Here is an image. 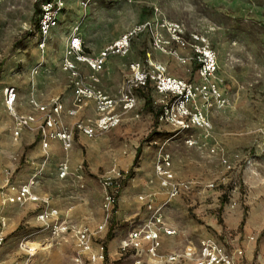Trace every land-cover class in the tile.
<instances>
[{
  "label": "rangeland",
  "instance_id": "374dc122",
  "mask_svg": "<svg viewBox=\"0 0 264 264\" xmlns=\"http://www.w3.org/2000/svg\"><path fill=\"white\" fill-rule=\"evenodd\" d=\"M81 1L66 0L59 24L40 49L35 0H0V191L10 182H26L41 169L36 187L49 197L60 219L71 227L89 226L94 239L107 244L105 264H132L130 257L120 255L119 239L145 216L139 193L152 194L157 203L165 199L153 172L162 147L170 155L175 178L186 184L163 207L165 222L178 231L174 238H164L163 246L213 236L241 247V264H264V0ZM164 20L179 24L184 43L172 39L160 24ZM74 26L90 56L139 27L129 51L109 54L96 73L98 86L111 97L118 100L122 88L125 92L128 63L134 60L164 66L165 74L183 80L192 91L189 96L162 93L149 79L134 91L136 104L121 113L118 125L95 130L90 137L75 133L68 150L54 139L48 156L43 150L32 154L37 140L26 141L25 129L16 137L12 134L15 119L4 103L3 87H16L19 114L36 111L30 99L47 102L58 96L70 105L72 91L60 63ZM157 35L160 41L155 44ZM194 44L211 49L213 71L204 74L199 69ZM82 65L88 79L91 71ZM146 98L150 104H145ZM181 98L186 120L198 112L201 125L183 129L171 117L160 118V106L169 104L177 113ZM90 103L75 116L62 114L61 122L71 127L80 118L94 125L96 111ZM61 161L68 165L62 178L57 175ZM106 175L120 183L116 210L108 217L101 205ZM38 210L36 203H2L0 197V216L7 221L6 241L0 247L4 264L23 262L18 249L22 238L49 244L32 264H72L73 234H52L35 219Z\"/></svg>",
  "mask_w": 264,
  "mask_h": 264
},
{
  "label": "built area",
  "instance_id": "2783aa9c",
  "mask_svg": "<svg viewBox=\"0 0 264 264\" xmlns=\"http://www.w3.org/2000/svg\"><path fill=\"white\" fill-rule=\"evenodd\" d=\"M37 13L35 31L39 34L38 47L43 49L48 35L60 21V15L66 9V0H35ZM85 5V0L81 1ZM149 23H146L148 25ZM162 27H166L172 39L184 43L182 28L176 22L162 21ZM139 27L132 28L121 33L117 38L104 46L97 55L90 56L83 51L77 26L72 27L69 36L66 38L65 50L61 58L60 69L66 73L70 90L72 91L71 103L65 107L64 102L58 96L51 97L47 103H39L30 99L40 115L19 114L15 111L17 90L13 85L3 87V99L8 110L15 119V126L12 130L14 137L18 136L23 129H35L43 156H48L49 142L58 139L64 150H68L73 142L75 133L92 136L95 130H107L119 124L121 113L132 109L136 104L134 91L147 84L149 79H154L157 90L162 93L173 92L179 95L189 96L192 91L187 84L173 76L165 74V67L154 64L147 60V64L134 60L128 63L130 75L125 82L119 99L106 94L97 87L99 81L96 73L104 65L109 54L125 55L129 51L131 39L137 33ZM195 40L202 39L193 35ZM203 40V39H202ZM159 36L155 37L154 43L158 44ZM195 56L198 67L204 74L215 69V58L209 47L205 44H194ZM87 67L91 74L86 79L79 66ZM93 102L96 111L94 125L78 119L71 127L65 126L60 116L63 113L75 115L79 108ZM120 107L121 111H118ZM178 112L172 110V106L164 104L160 111V118L171 117V122L183 129L189 128L191 123L201 125L203 116L201 113L190 114V120L183 98L179 101ZM45 160L41 164L44 165ZM41 169H36L26 182L15 185L8 183L6 190L0 191L1 202H33L39 207L35 219L45 223L50 232L54 235L72 233L75 238V251L71 257L72 264H105L107 258V244L102 240L94 239V231L87 225L71 227L60 219L58 210L50 204L47 195H38L34 189L38 185L37 176ZM153 172L158 180V186L164 190L165 199L155 202L152 194L139 193L138 199L143 202L146 208L145 216L136 225L129 226L125 234L119 239L120 255L130 257L132 264H241L243 249L238 246H229L213 236H203L196 240H187L180 246H168L163 249V239L178 234V231L165 222L163 207L170 198L179 194L181 188L185 187L184 181L177 180L171 170L170 155L160 147L153 162ZM68 173L66 161H61L57 168V175L62 178ZM103 196L102 208L107 217L115 212L120 193V183L117 177L106 175L102 178ZM7 221L0 216V247L5 243L7 232L5 228ZM45 245L29 239L22 238L18 243L23 262L21 264H32L34 256ZM0 264L4 261L0 258Z\"/></svg>",
  "mask_w": 264,
  "mask_h": 264
},
{
  "label": "crops",
  "instance_id": "0c3cea01",
  "mask_svg": "<svg viewBox=\"0 0 264 264\" xmlns=\"http://www.w3.org/2000/svg\"><path fill=\"white\" fill-rule=\"evenodd\" d=\"M53 30V29H52ZM117 38V37H116ZM100 51V50H99ZM98 51V52H99ZM97 52V53H98ZM97 53L96 54H94V55H97ZM94 55H91V56H94ZM64 74L66 75V73L64 72ZM66 77H67V75H66ZM68 80V79H67ZM98 84L99 83H97V87H99L98 86ZM68 85V87H69V84H67ZM70 88V87H69ZM100 88V87H99ZM101 89V88H100ZM103 90V89H102ZM104 91V90H103ZM105 92V91H104ZM106 94H108L107 92H105ZM109 95V94H108ZM30 102V101H29ZM48 102V101H47ZM47 102H39V103H47ZM91 103L90 104H92L93 105V102L92 101H90ZM16 103V102H15ZM32 105V104H31ZM64 105H65V107H68L69 105L67 104V103H65V101H64ZM94 106V105H93ZM32 107V106H31ZM35 108V107H34ZM36 110V109H35ZM78 112V111H77ZM29 113H31V114H34V115H37V116H39L40 115V112L39 111H35V112H31V111H29V112H27L26 114H29ZM63 114H66V113H63ZM75 115H77V113L75 114ZM74 115V116H75ZM78 119H80V118H78ZM78 119H76V120H78ZM25 131H26V133H25V135H24V139L26 140V141H29L32 137H33V139H36L37 140V142H38V144H35L33 147H32V149H31V153L32 154H35V153H38V152H40V150H42V148H41V144H40V141H39V137H38V134H37V132H36V130L35 129H32V130H27V129H25ZM78 134H81V133H77V135ZM74 137H75V135H74ZM53 140L54 139H52V140H50V142H49V148L51 147V145H52V142H53ZM74 140V139H73ZM59 141V140H58ZM60 142V141H59ZM48 148V149H49ZM34 192L36 193V194H38V195H41V193H39V190H38V187H36L35 189H34ZM33 203V202H32ZM50 203H51V201H50ZM52 204V203H51ZM53 205V204H52ZM54 206V205H53ZM6 231V230H5ZM7 232V231H6ZM162 248L163 249H165L166 247H164V246H162Z\"/></svg>",
  "mask_w": 264,
  "mask_h": 264
},
{
  "label": "trees",
  "instance_id": "16d2710c",
  "mask_svg": "<svg viewBox=\"0 0 264 264\" xmlns=\"http://www.w3.org/2000/svg\"><path fill=\"white\" fill-rule=\"evenodd\" d=\"M34 12L37 13V7H35ZM145 104H150V100L148 98H146ZM161 108L162 106L159 107V112L161 111ZM139 150H140V147L137 148L136 154L139 152ZM129 174H131V171L129 172Z\"/></svg>",
  "mask_w": 264,
  "mask_h": 264
},
{
  "label": "bare ground",
  "instance_id": "6f19581e",
  "mask_svg": "<svg viewBox=\"0 0 264 264\" xmlns=\"http://www.w3.org/2000/svg\"><path fill=\"white\" fill-rule=\"evenodd\" d=\"M46 246H48L49 244L47 243V244H45Z\"/></svg>",
  "mask_w": 264,
  "mask_h": 264
}]
</instances>
